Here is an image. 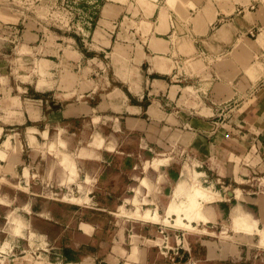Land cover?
Returning <instances> with one entry per match:
<instances>
[{
  "label": "crops",
  "instance_id": "0c3cea01",
  "mask_svg": "<svg viewBox=\"0 0 264 264\" xmlns=\"http://www.w3.org/2000/svg\"><path fill=\"white\" fill-rule=\"evenodd\" d=\"M101 2L98 12L90 10V45L106 65L105 81L80 77L53 84L45 76L48 66H77L86 55L37 22L10 31L0 23V147L10 139L8 156L0 159L5 171L0 181L16 175L24 157L20 145L35 152L45 146L52 128L59 138L72 125L83 132L91 124L109 132L107 142L117 138L114 145L120 149L100 147L94 156H76L83 172L97 180L94 194L101 206L92 207V214L106 211L115 217L84 219L78 207L74 219L64 220L61 241L53 247L58 250L42 255L49 264H264V247L257 243V232L264 231V197L241 187L242 199L237 189L217 190L222 198L209 204L215 219L194 222L198 231L173 230L166 242L160 229L168 226L116 218L114 212L126 206L133 190L126 176L133 178L143 150L153 147L182 148L188 154L197 149L217 158L224 170L233 168L227 175L238 184L250 180L246 175L264 173V0ZM19 48H26L36 67L45 63L46 74L26 82L13 76L9 70L17 64ZM19 130L26 132L25 141L16 140ZM131 135L134 139L126 142ZM221 150L227 155L220 160L215 154ZM24 171L22 181L28 185ZM164 177L161 195H172L182 172L169 166ZM8 205L0 202V215ZM233 207L253 218V235L232 227ZM17 241L0 245L6 247L0 248V264H35L39 256L13 253Z\"/></svg>",
  "mask_w": 264,
  "mask_h": 264
},
{
  "label": "rangeland",
  "instance_id": "374dc122",
  "mask_svg": "<svg viewBox=\"0 0 264 264\" xmlns=\"http://www.w3.org/2000/svg\"><path fill=\"white\" fill-rule=\"evenodd\" d=\"M101 3V0L95 3H87L86 0L60 2L58 0H1L0 23L3 26H8L7 31H10L13 26H18L21 29L37 22L42 29L48 28L57 35L65 37V42L73 41L76 49L86 55L77 66L59 65L57 68L53 65L52 67L48 66L46 74L47 65L45 63H39L36 67L26 48H19L16 51L18 56L17 53L14 55L19 57L18 60L15 59L17 64L9 72L24 82L37 80L39 73L46 74L47 79L55 85L60 79L73 81L74 78L80 77H85V79L101 78L105 81L103 77L107 76L106 65L99 56L95 55L97 52L90 45L92 43L90 27L94 22L89 18L92 16L90 10L98 12ZM6 36L10 38L9 34ZM2 52L10 54L11 51ZM34 73L35 76L31 77V74ZM46 84V82L40 81L39 86L43 88ZM69 86L67 85L66 89ZM104 86L108 88L106 84ZM72 126L68 127L70 130L61 131L59 138L57 131L52 128L51 137L45 146L36 147L35 152H29L30 149L26 145L24 148L20 145L18 150L24 154V157L22 158L23 162L17 164L16 175L13 178L5 176L0 181V195L3 197H0V202L9 203L7 209L0 215V245L5 243L4 246L10 247L11 239L18 240L16 244L19 249L14 250L13 253L16 255L23 253L26 258L31 259H33L31 255L39 256L40 259H33L35 264H49L46 255H42V253L48 254L49 251L58 250L53 247L61 241L65 229L63 224L66 220L74 219V215L80 212L78 207L83 208L84 219H113L115 217L113 213L106 211L92 214V207L101 206L97 203V201L101 203V199L94 194L97 180L92 175L83 172V168L78 162L79 158L76 156H94L96 153L94 149L100 147L110 148L117 152L120 149L115 147L114 143L118 139L110 138V141L107 142V133L109 132L97 131L91 124H87L83 128V132L77 129L79 125L76 126L77 128L75 125ZM19 132L20 135H15L16 140L25 141L26 132L24 130H19ZM39 139L40 145H44L41 138ZM133 139V135L126 136V142ZM9 147L10 139H6L0 147L1 160L7 158ZM126 149L132 148L127 146ZM143 151H145V158L132 172L133 178L130 179L128 175L126 176V183L133 190L127 194L126 206L122 205L120 209L114 211L118 216L116 218L135 220L150 225L163 224L168 226L166 235H172L173 230L177 229L201 230L194 222L207 223L214 220V209L208 204L222 198L221 193L217 190L235 191L241 187L252 192L254 196L264 197V173H254L253 175L257 178H250L251 175H246V178L250 180L245 181L244 184H238L231 178L232 174L227 175L233 168L228 171L224 170L223 165L221 167L217 163V158L209 159L197 149L190 150L189 154L188 150L171 148V146L153 147V151L148 149ZM215 155L221 160L227 155V152L221 150ZM231 162H234L233 159ZM26 166L30 169V177L29 170L27 168L25 171L23 170ZM169 166L178 167L182 172V178L179 183L173 185L172 195L162 196V188L165 184L164 172ZM226 166L230 167V165ZM196 170L206 171L207 175L203 173L201 175L204 176L200 177ZM23 171L24 176L30 178L28 185L22 181ZM4 172V167L0 166V177ZM219 178L221 180H218ZM184 180L188 183L187 186L184 185L186 184ZM180 185L183 188L178 189ZM236 196L240 199L244 198L240 189L236 190ZM235 209L236 207H233V211ZM252 219L250 216L244 217L238 214L236 221L231 220V225L236 231H245L253 235L255 225L252 224ZM84 228L89 229L86 225ZM257 234L258 245L264 247V242L263 244L259 242L260 237L264 241V231L257 232ZM6 247L0 248L6 251ZM11 253L12 250L8 254Z\"/></svg>",
  "mask_w": 264,
  "mask_h": 264
},
{
  "label": "bare ground",
  "instance_id": "6f19581e",
  "mask_svg": "<svg viewBox=\"0 0 264 264\" xmlns=\"http://www.w3.org/2000/svg\"><path fill=\"white\" fill-rule=\"evenodd\" d=\"M99 141H100V139H99ZM72 164H73V163H72ZM188 173H189V172H188ZM186 174H187V172H186ZM184 181H185V180H184ZM184 181H183V182H184ZM187 181H188V180H187ZM183 182H182V184H183ZM185 182H186V181H185ZM185 182H184V183H185ZM187 184H188V183L186 182V184H184V185L187 186ZM186 186H185V187H186ZM185 187H184V188H185ZM180 188H183V187H181V185H180V187H179L178 189H180ZM181 190H182V189H181ZM175 191H176V190H175ZM177 191H178V190H177ZM178 193H179V192H178ZM210 203H211V202H210ZM208 206H209V204H208ZM212 210H213V209L211 208V211H212ZM235 211H236V210H235ZM235 211H232L233 214H232V216H231V220H234V221H236V217H237V215H238V213L235 212ZM213 213H214V210H213ZM239 215H241V214H239ZM250 224H251V223H250Z\"/></svg>",
  "mask_w": 264,
  "mask_h": 264
},
{
  "label": "built area",
  "instance_id": "2783aa9c",
  "mask_svg": "<svg viewBox=\"0 0 264 264\" xmlns=\"http://www.w3.org/2000/svg\"><path fill=\"white\" fill-rule=\"evenodd\" d=\"M160 233L164 235V240H169V235H166V230L165 229H160Z\"/></svg>",
  "mask_w": 264,
  "mask_h": 264
}]
</instances>
